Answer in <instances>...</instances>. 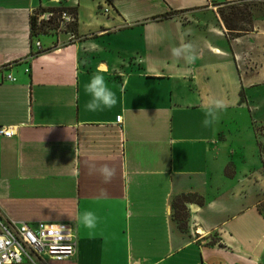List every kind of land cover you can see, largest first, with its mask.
<instances>
[{
	"label": "crops",
	"instance_id": "0c3cea01",
	"mask_svg": "<svg viewBox=\"0 0 264 264\" xmlns=\"http://www.w3.org/2000/svg\"><path fill=\"white\" fill-rule=\"evenodd\" d=\"M217 6L0 0V65L15 77L0 83V125L14 129L0 136V215L76 236L71 255L16 264H264L263 136L241 99L264 86V27L230 35ZM54 8L74 13V30L31 35L32 11ZM93 73L113 107H84ZM186 194L203 202L184 203L180 228L174 200Z\"/></svg>",
	"mask_w": 264,
	"mask_h": 264
},
{
	"label": "built area",
	"instance_id": "2783aa9c",
	"mask_svg": "<svg viewBox=\"0 0 264 264\" xmlns=\"http://www.w3.org/2000/svg\"><path fill=\"white\" fill-rule=\"evenodd\" d=\"M216 1L206 0V5L215 7ZM100 8L106 14L110 6L105 3ZM31 14L35 15L37 24L52 25L57 31L67 30L68 25L75 21L74 13L66 9L32 11ZM34 46L36 51L41 48L38 40L34 41ZM8 66L7 63L0 65V83L15 80ZM115 122L121 123L120 115L115 117ZM13 134L12 126L0 125V136ZM75 243L74 228L69 223L41 222L33 227L26 222L5 219L0 215V264L37 263L43 258L66 257L74 252Z\"/></svg>",
	"mask_w": 264,
	"mask_h": 264
},
{
	"label": "rangeland",
	"instance_id": "374dc122",
	"mask_svg": "<svg viewBox=\"0 0 264 264\" xmlns=\"http://www.w3.org/2000/svg\"><path fill=\"white\" fill-rule=\"evenodd\" d=\"M234 2V9H241L243 11L250 12L249 15V23L248 21L242 23V27L246 29L253 28V22L255 25L264 27V1H257V0H240V1H230ZM222 3L224 2H217V11L223 8L224 12L229 11L230 6H223ZM248 20V19H247ZM255 20V21H254ZM264 54V48L261 51ZM264 85V83L262 84ZM251 96V95H250ZM245 97L244 95L241 96V99L244 100L248 108L250 107L251 113V121L252 125L255 129V132L258 136H263V138L257 141L258 149L260 151L262 164L264 167V86L259 91V93L254 94L252 97ZM262 209L264 212V204L262 205Z\"/></svg>",
	"mask_w": 264,
	"mask_h": 264
},
{
	"label": "trees",
	"instance_id": "16d2710c",
	"mask_svg": "<svg viewBox=\"0 0 264 264\" xmlns=\"http://www.w3.org/2000/svg\"><path fill=\"white\" fill-rule=\"evenodd\" d=\"M230 5H234V2H225L223 6H230ZM223 8L221 10H219V16L220 19L224 25V27L227 30V33L230 35H239V34H243L245 31L249 30L246 29L244 27H242V23L248 21L249 23V15L250 12L248 11H243L241 9H234V6H230L229 11L224 12ZM59 9H63V8H54V10H59ZM71 11V10H70ZM170 14H172V12H167L165 14L162 15V17H167ZM248 19V20H247ZM43 24H37L36 22V17L35 15L30 16V33L31 35L36 34L39 29H43ZM52 27V25H51ZM71 30H74V23H72L71 25H69ZM39 28V29H38ZM54 28V27H52ZM187 201H194L198 204H202L203 200L200 196L196 195V194H186V195H182V196H178L176 197V199L174 200V217L178 222V226L180 228H184L186 225V211H185V207H184V203Z\"/></svg>",
	"mask_w": 264,
	"mask_h": 264
},
{
	"label": "clouds",
	"instance_id": "9594fccd",
	"mask_svg": "<svg viewBox=\"0 0 264 264\" xmlns=\"http://www.w3.org/2000/svg\"><path fill=\"white\" fill-rule=\"evenodd\" d=\"M185 48L188 46L185 45ZM173 55L179 56L181 49L173 48ZM189 62L193 59L191 56L187 57ZM84 93L90 97L85 102L84 107L89 111L104 110L113 107L116 104V96L113 91L106 85L103 75L93 73L83 86ZM74 99L79 100V93L74 94ZM102 173L107 179L111 175L107 167L101 169ZM96 217L91 211H84L78 215V222L86 229H91L95 226Z\"/></svg>",
	"mask_w": 264,
	"mask_h": 264
}]
</instances>
